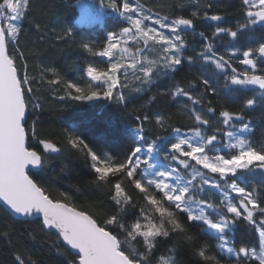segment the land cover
Listing matches in <instances>:
<instances>
[{"label":"snow or ice","instance_id":"obj_1","mask_svg":"<svg viewBox=\"0 0 264 264\" xmlns=\"http://www.w3.org/2000/svg\"><path fill=\"white\" fill-rule=\"evenodd\" d=\"M32 5L33 0H0V211L27 226L18 235L13 225L0 230V239L11 247L12 264H39L25 243L38 233L55 237L52 247L66 264H153L160 238L186 234L189 227H198L211 241L194 249L198 264H264V179L245 183L246 173L264 177V131L257 139L248 119L257 99L246 94L259 89L264 107V39H252L258 26L264 33V0H239L238 5L197 0L189 15L173 18L135 0H100L119 23L107 31L102 46L91 39L79 42L85 53L106 64L99 68L89 62L82 72L86 84L49 65L29 75L20 37ZM80 7L77 24L101 19L91 5ZM233 11L238 23L229 26L226 18ZM197 21L214 22L210 36L197 31ZM35 27L40 31L39 23ZM75 34V27H61L57 39L75 42ZM189 37L202 43L193 46ZM225 41L228 48L221 53L217 44ZM193 65H198L193 79L177 80ZM162 78L170 83L160 94L179 106L187 127L171 124L165 115H135L132 125L116 129L127 140L119 154L81 135L64 140L82 154L90 186L106 193L108 204L98 209L100 215L39 182L38 174L61 148L40 138L35 122L28 125L29 111L42 108L33 96L62 86L61 101L104 99L126 107L123 90L150 92ZM237 95L243 98L236 100ZM239 228H250L256 244L237 243ZM188 240L195 243L192 236Z\"/></svg>","mask_w":264,"mask_h":264},{"label":"trees","instance_id":"obj_2","mask_svg":"<svg viewBox=\"0 0 264 264\" xmlns=\"http://www.w3.org/2000/svg\"><path fill=\"white\" fill-rule=\"evenodd\" d=\"M80 0H33L32 8L28 18L23 22V33L20 37L21 47L27 56L29 75L38 74L40 67L49 65L61 71L66 79H71L76 83L86 84V77L82 78L83 69L89 62H93L99 68H105L104 58L92 57L85 53L80 47L79 42L91 39L100 42L102 46L104 36L109 29H115L119 23L113 19L114 13L110 10L104 11V20L92 25L77 24L79 18L78 3ZM136 3L145 5L153 11H160L161 15H168L173 18L178 14L189 15L195 7L197 0H135ZM202 2V0H201ZM234 5L239 4V0H230ZM96 6H100V0H93ZM108 2H105L107 4ZM180 4V7L175 5ZM167 5V7H164ZM239 14H233L226 18L229 26L238 23ZM40 24V31L36 30L35 25ZM214 22L197 21V31H204L206 35H211ZM75 27V42L69 39L64 43L57 39V31L61 28ZM253 40L264 39V33L259 30V26L253 30ZM189 43L199 46L202 41L198 38L189 37ZM243 43V42H242ZM221 53H224L228 44H217ZM237 68L243 66L236 65ZM198 65L191 66V71L186 66L184 71L177 76V80L193 79L197 75ZM130 85L133 83L129 81ZM167 79L162 78L157 82L150 92L135 93L123 90L126 93L129 103L125 107L114 100H94L79 101L72 100L70 97L61 101L58 96L66 95L61 86L59 91L49 92L46 88L33 96V103L42 106L41 110H30L28 113V125L33 122L36 124L40 138L50 139L57 142L61 152L55 159L49 162L48 167L38 174V180L54 195L61 192L72 198V203L91 207L92 211L100 215L98 209L101 205H107L106 193L98 191L90 186L89 180L91 172L86 166L82 154L71 149L64 140L66 136L81 135L89 140L102 141V147L106 151L121 153L126 151L127 140L116 134L117 128L134 123L135 115L149 114L154 118L155 115H165L169 122L175 126L185 128L189 121L185 115L179 111V106L168 98L160 94V89L169 85ZM35 88V85H33ZM260 90L255 92L249 89L246 93L251 96L256 95L257 106L253 110V115L248 117L251 120L256 138L259 139L261 132L264 131V107L261 106ZM155 96V100L151 97ZM243 97L237 95L236 100ZM217 101V106H222L224 101L213 98ZM148 131H152V124L148 125ZM35 147V142H31ZM249 179L245 183H259L264 177L259 172L245 174ZM131 191V190H130ZM142 203V202H141ZM138 211V210H137ZM158 219V218H157ZM6 225H13L16 235L27 231V226L18 223L11 216H5L0 211V230ZM35 228V225H32ZM192 236L195 243L188 240ZM235 239L237 243L244 241L256 244V236L251 229L239 228L236 230ZM55 237H45L38 233L35 241L26 240L25 243L30 249L33 258L39 264H66V258L58 255L52 242ZM206 242L198 227H189L187 233L172 234L169 238H160L153 264L158 261H168L175 258L176 264H198L199 258L195 255L194 249ZM70 259V258H69ZM0 264H12L11 247L4 239H0Z\"/></svg>","mask_w":264,"mask_h":264},{"label":"rangeland","instance_id":"obj_3","mask_svg":"<svg viewBox=\"0 0 264 264\" xmlns=\"http://www.w3.org/2000/svg\"><path fill=\"white\" fill-rule=\"evenodd\" d=\"M104 2H108V0H104ZM81 4H87V5H91L92 6V11L93 13H99L100 14V17L101 19L99 20H96V19H93L92 23L91 24H83V25H92V24H95V23H100L104 20V11L107 10L106 8H101L100 6H96L94 3H93V0H80L79 3H78V9H79V18L78 20L80 19L81 17V7L80 5ZM100 5V4H99ZM81 25V24H79Z\"/></svg>","mask_w":264,"mask_h":264},{"label":"water","instance_id":"obj_4","mask_svg":"<svg viewBox=\"0 0 264 264\" xmlns=\"http://www.w3.org/2000/svg\"><path fill=\"white\" fill-rule=\"evenodd\" d=\"M259 90V89H258ZM57 154H59V153H57ZM57 154H53V155H57Z\"/></svg>","mask_w":264,"mask_h":264}]
</instances>
